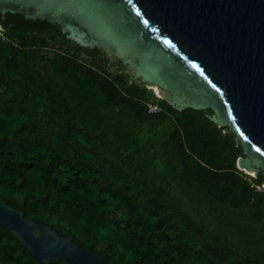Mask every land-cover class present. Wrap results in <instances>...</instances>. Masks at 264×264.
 I'll use <instances>...</instances> for the list:
<instances>
[{"label": "trees", "instance_id": "16d2710c", "mask_svg": "<svg viewBox=\"0 0 264 264\" xmlns=\"http://www.w3.org/2000/svg\"><path fill=\"white\" fill-rule=\"evenodd\" d=\"M213 114L174 108L59 23L0 14V197L106 264H264L263 172L236 166ZM0 261L42 264L2 226Z\"/></svg>", "mask_w": 264, "mask_h": 264}, {"label": "water", "instance_id": "95a60500", "mask_svg": "<svg viewBox=\"0 0 264 264\" xmlns=\"http://www.w3.org/2000/svg\"><path fill=\"white\" fill-rule=\"evenodd\" d=\"M6 12L59 23L176 109L211 108L242 146L236 166L264 175V0H0ZM0 226L39 263L106 264L2 197Z\"/></svg>", "mask_w": 264, "mask_h": 264}, {"label": "rangeland", "instance_id": "374dc122", "mask_svg": "<svg viewBox=\"0 0 264 264\" xmlns=\"http://www.w3.org/2000/svg\"><path fill=\"white\" fill-rule=\"evenodd\" d=\"M102 51H103V53L105 54V56L107 57V58H109V59H113L112 58V56L110 55V54H108L106 51H104L102 48H100ZM113 61V60H112ZM114 62V61H113ZM118 66V65H117ZM125 70V69H124ZM126 71V70H125ZM152 90H153V92H154V94L155 95H157V96H159V97H161V98H164V96L161 94V93H164V91H159L158 89L156 90L155 89V86H153L152 87Z\"/></svg>", "mask_w": 264, "mask_h": 264}, {"label": "built area", "instance_id": "2783aa9c", "mask_svg": "<svg viewBox=\"0 0 264 264\" xmlns=\"http://www.w3.org/2000/svg\"><path fill=\"white\" fill-rule=\"evenodd\" d=\"M158 107L156 105H149V111H155Z\"/></svg>", "mask_w": 264, "mask_h": 264}, {"label": "bare ground", "instance_id": "6f19581e", "mask_svg": "<svg viewBox=\"0 0 264 264\" xmlns=\"http://www.w3.org/2000/svg\"><path fill=\"white\" fill-rule=\"evenodd\" d=\"M155 89L157 90V88L155 87ZM251 173V172H250Z\"/></svg>", "mask_w": 264, "mask_h": 264}, {"label": "flooded vegetation", "instance_id": "af4514ba", "mask_svg": "<svg viewBox=\"0 0 264 264\" xmlns=\"http://www.w3.org/2000/svg\"><path fill=\"white\" fill-rule=\"evenodd\" d=\"M117 64V63H116ZM118 65V64H117Z\"/></svg>", "mask_w": 264, "mask_h": 264}]
</instances>
